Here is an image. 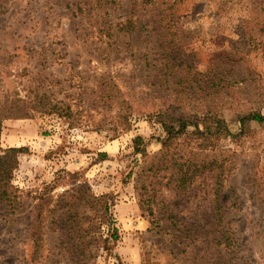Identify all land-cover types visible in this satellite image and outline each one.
<instances>
[{
  "label": "rangeland",
  "instance_id": "rangeland-1",
  "mask_svg": "<svg viewBox=\"0 0 264 264\" xmlns=\"http://www.w3.org/2000/svg\"><path fill=\"white\" fill-rule=\"evenodd\" d=\"M0 107V264H264V0H7Z\"/></svg>",
  "mask_w": 264,
  "mask_h": 264
},
{
  "label": "trees",
  "instance_id": "trees-1",
  "mask_svg": "<svg viewBox=\"0 0 264 264\" xmlns=\"http://www.w3.org/2000/svg\"><path fill=\"white\" fill-rule=\"evenodd\" d=\"M147 1L151 2V0H147ZM6 3H7V0H0V15L2 14V11L4 10V6L6 5ZM162 4L165 5L164 3H162ZM173 60L177 62V58H173ZM4 112H5V109L0 107V132H1L2 121L5 118L3 116ZM183 120L184 119H182V121L180 120V122H179L180 132L186 131V129L188 128L187 123H185V121H183ZM245 121L256 122L258 124H261L264 122V117H262L258 114H252L249 117L242 118L240 122L242 124H244ZM216 123H217L216 125L221 130H223V133L225 132L226 135L229 136V131L226 128L225 124L220 120H218ZM164 129H167V128L164 127ZM196 130H197V128H196ZM170 131H172V130H170ZM221 132H219V133H221ZM19 153H20L19 149H14V148L11 149L10 148V149L4 151L0 155V205L6 204L8 202V199L10 196L8 182L11 180L13 172L18 166V154ZM164 156L167 157L168 155H164ZM190 159L191 160H188L187 162L184 163V162H181V158H178V159L171 158V163H172L171 167L174 166L175 167L174 170H176L177 172L180 173V175L176 179V182H178V183H190L195 178V176L200 175L202 170H205V168L207 167V163L203 162V160H200L195 156L190 157ZM159 163H160V161H159ZM214 164H215V162L213 161L212 163H209L208 165H214ZM184 166H187L186 170H183ZM200 169H202V170H200ZM222 174H223V172H220L218 174V176H219L218 179L220 177L222 179V176H223ZM220 180H217L218 183L220 182ZM218 188H219V185L217 186V189Z\"/></svg>",
  "mask_w": 264,
  "mask_h": 264
}]
</instances>
